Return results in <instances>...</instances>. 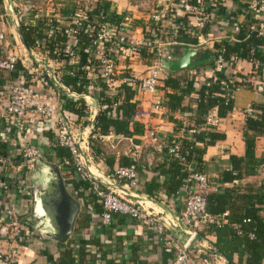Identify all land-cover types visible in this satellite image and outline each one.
<instances>
[{
    "label": "built area",
    "instance_id": "1",
    "mask_svg": "<svg viewBox=\"0 0 264 264\" xmlns=\"http://www.w3.org/2000/svg\"><path fill=\"white\" fill-rule=\"evenodd\" d=\"M83 1V8L75 10V14L70 15H61L60 11H54L53 8L43 14L41 13L40 0H24L17 9L14 7L17 10L14 12L12 3L8 2L7 11L12 16V24L15 28H18L21 23L35 25L37 20L43 17L47 22V29L43 30L44 32L42 30L38 32L32 47L21 44L26 55L31 59L29 64L25 63V59H20L17 53L2 50L1 69L15 71L17 63L20 62L23 70L17 79L10 80L5 88L0 90V115L13 119L17 126L22 128L28 124L26 121L28 113L53 125L54 144L67 148L70 155L69 158H63L61 165L71 167L80 179L87 182L88 191L95 196L102 208L99 214L100 225H108L115 214L125 215L150 230L161 245L173 250L171 264H228L217 255H213L211 260L204 256L201 261L197 260L192 257L190 252L191 239L181 243L168 233V230L177 222L174 218L157 211L136 193L139 181L135 163L118 165L113 168L110 174H105L89 164L91 158L84 151L89 147L90 141H109L116 138L113 132L101 133L94 128L93 122L86 124L83 129H75L74 122L61 106L49 100H41L37 92V85L50 84L52 87L60 89L67 99H83L85 101L83 117L91 118L94 113L93 120L100 110L110 109L112 115H115L116 107L121 102L120 97L113 100L111 104L99 102L98 96L93 94L94 91L99 90L98 84H104L111 96L119 92L120 84H127L133 90L153 97L151 109L167 113L168 108L157 94V87L164 73V69L160 66V59L165 52L164 50L177 44L184 36L192 38L197 44L209 45L213 29L211 25L212 15L206 11L202 5V0H197L195 3L179 0L178 17L184 21L179 20V22L170 23V21L168 22L170 8L176 6V0H135V4L143 8H148L150 4L157 3L159 7L152 12L151 17L160 23L157 27V33L151 34L152 32L148 31L143 38L136 40L133 33L128 34L131 29L134 30L129 15H117V19H114L113 13L105 12L101 8L98 12L95 11L98 0ZM247 7L249 11L257 15L256 21L247 24V31L255 32L264 39V0H251ZM207 25H209L210 30L204 32ZM230 27V38H232V33H237L242 25L238 21H231ZM57 33H61L65 37V47L55 46L51 51L48 39ZM83 34L88 40L86 49L89 53L84 61L79 54L82 49L81 36ZM153 35L157 38H153ZM4 40V33L0 30V41L4 42ZM146 42L150 54L146 64V74L136 75L129 73V71H122L120 75L118 63L122 48H127L128 59H144L141 56L140 46ZM49 52H52V56L49 55ZM223 52L224 49L219 46L214 48L215 67L224 74L232 75L233 62L239 60H236L232 55L226 59ZM249 62L252 65V73L256 74L254 80L251 81L248 74H243L236 80L243 86L250 84V82L253 83L264 97V61L260 62L254 58ZM66 63L74 65V69L88 71L86 72L88 79L86 89L88 92L78 93L62 84L60 75ZM44 68L46 69L44 70ZM123 68L128 69L125 66ZM26 70L28 78L24 73ZM228 82L232 83V79H221V89H225L226 97L232 100L234 88L228 86ZM244 113L246 116L252 115L254 109L247 107ZM143 116V111H136V117ZM219 121L217 109H211L200 129L204 131L206 126L216 125ZM183 133L185 134L184 125L181 127V136H176L169 143L162 141L154 129H148L144 134L145 138L167 148L169 156L177 159L187 169L181 186V191L184 194V206L180 222L189 227L197 218L203 224L225 222L224 217L227 213L210 215L206 211V194L211 191L213 185L209 177L205 173L197 171L182 154L180 138L185 136ZM20 155L21 160L17 166L19 170H30L37 161L42 159L40 149L29 143L23 145ZM145 156L150 162L149 155L146 154ZM6 161L5 158L0 157V190L2 191L8 189L3 178L6 173L4 166ZM115 180L116 184L119 182L121 185H116ZM1 212L0 235L6 239L14 240L23 230L21 216L13 208H4ZM235 228L238 229V225H235ZM195 232V230L192 231L193 236ZM198 251L205 253L202 249H198ZM0 258L6 264L15 262L14 256L10 253L0 254Z\"/></svg>",
    "mask_w": 264,
    "mask_h": 264
},
{
    "label": "crops",
    "instance_id": "2",
    "mask_svg": "<svg viewBox=\"0 0 264 264\" xmlns=\"http://www.w3.org/2000/svg\"><path fill=\"white\" fill-rule=\"evenodd\" d=\"M9 1L12 2L11 0ZM9 1L1 0L0 4V30L3 31L5 36L4 42L0 41V53L2 50L15 52L17 54L23 53L22 57L19 56L20 59H25V63L29 64L31 59L26 55L23 47H21L23 42L19 36L18 29L13 26L11 19L12 16L7 11ZM105 1L110 2L109 10L107 12L115 15L127 14L130 16V22L134 28L133 37L136 40L143 38L144 34L148 31L152 32L151 34L158 32L157 27L160 23L154 21L151 17L152 12L159 7L157 3H152L148 8H143L138 6V4H135V0ZM188 1L190 3L196 2V0ZM250 1L251 0H202V5L205 7L206 11L212 15L211 25L213 29L211 31L210 44H197L192 38L184 36L177 44L167 47L164 50V53H167L168 55H177V53L171 50L184 46H205L206 51L200 55V58L208 57L210 52L213 53V59L210 62L200 64L196 67L181 69L172 73L188 79H191L197 73H201L204 74V82H208L207 78L214 74L216 68L214 63V48L218 47L223 41L233 42L236 40L235 34L233 33L232 38H230L231 21H238L242 26H247V24L256 21L257 15H255L254 12L249 11L247 7ZM169 15L170 18H168V16L167 18L170 23H173L174 21L179 22V20L184 21V19L178 17L179 9L175 7L170 8ZM209 30L210 27L207 25L204 32ZM121 61L122 57L118 63V73L120 75L122 74V71L120 70L123 66L127 67L128 71L131 68L134 69L139 72L137 74H140V71L147 69L146 64L148 62H145L143 59H138V61L136 59H128L127 64H124ZM45 69L46 68H44V70ZM22 70L23 67L21 71ZM21 71L19 73H21ZM252 71L251 63L246 59H240L232 68V75L228 76L233 82L237 81L236 79L243 74H248L252 81L256 77V74L252 73ZM5 72L7 74V72L10 73L11 71L4 70V73ZM86 72L88 71H85V73ZM24 73L26 74V78H28L27 70L24 71ZM166 74L168 73L164 71L163 76ZM61 76L62 71L60 79ZM10 80L8 79L5 81L0 90H3ZM161 84L162 81L160 80L159 85ZM98 86L100 85L98 84ZM233 88L234 98L232 99V110L229 111L226 116L220 117L218 124L206 126L204 129V131H216L222 133L224 137L217 140L213 145H209L205 148L204 154L202 155V162L200 164H197L196 160L188 161L197 171L203 172L209 177L213 185L211 191H219L223 187L222 182L219 180L220 172L231 169L230 155L238 157L244 155L245 108L252 107L254 109L252 115L261 113L264 109V97L253 83L250 82V84L246 86L237 84ZM197 90L198 87L196 85L194 91L190 94V97L185 96L183 102L185 106L193 105L195 99L192 97L195 98V92ZM98 91L99 90L94 91L93 94L98 96ZM118 91V93L122 92L121 84ZM37 92L41 100H49L61 106L68 117L74 122L75 129H83L86 124L94 121V119L92 120L94 113L91 118H88L85 116H78L67 108H64L63 106L67 101V97H65L60 89L54 88L50 84L44 86L37 85ZM86 92L88 91L85 87L83 92L78 93ZM157 94L161 97L163 103L166 104L165 92L158 89ZM132 99L136 102V111L144 112L143 117L135 118L138 123L143 125V131L141 133L133 134L131 137L110 139L113 142L110 146L114 148L111 151H106L107 148L104 146L106 141L93 140L99 148L100 152L98 153L93 148L90 141L89 147L84 151L91 158L89 164L93 168L100 169L105 174H110L113 168L119 165L118 159L121 156H126L131 159V163H135L137 167L139 187L136 189V193L140 197L149 199L148 203L157 211H161L165 215L174 218L177 223L168 230V233L181 243L191 239L190 252L193 255L192 257L201 261L202 253L199 252L198 249H202L204 252L209 250L211 248V243L215 240V236L211 233H204L199 237L197 236V231L204 226L200 220L197 224H192L191 227L180 222L184 206V194L181 191V187L178 190L177 195L171 198H167L161 190L154 192V196L161 200L149 198L144 192L145 184L148 183L152 177L157 175L155 169L159 167V165L165 164L167 159L163 151L165 147L145 138L144 134L148 129H154L160 139L168 143L170 138L181 136L182 125L188 126L192 124L191 118L195 116V113L192 110L175 111L174 113H171L170 111L167 113L155 111L151 109L153 97L136 90H133ZM213 109L215 110L216 108ZM214 112L216 113V111ZM171 114H173V117L171 116L173 119L169 117ZM26 121L28 122L27 126L22 128L17 126L13 119L0 115V157L7 160L4 163L6 173L3 175V178L8 185L7 191L0 190V217H2V209L13 208L21 216L23 224L22 233L15 237L14 240L6 239L0 235V254H12L17 264H54L53 262L59 258L58 244L60 243L43 235L41 232V214L39 213V215H37V209H34L33 207V183L39 182V175H41L42 172L45 173L47 171V165L51 164L55 165L61 171L66 189L77 201L80 202V211L76 217L73 231L68 240L61 244L69 245V243H72L75 248H77V246L82 244L84 240L97 239L100 244V250L97 251L93 264H107V260H112L113 263L122 262L123 264H171L173 256L169 253L170 251L165 250L164 246L157 241L155 235L150 230L125 215L115 214L108 225L102 226L99 223V214H96L88 226L77 229V221L80 214L95 211L94 203L91 201L89 202V198H91V196L95 198V196L88 191V189L84 190L80 196L78 191L82 192V188L75 189L72 184L68 183V180L70 179L77 181L82 179H80L71 167L61 165L65 156L60 158L55 155L53 147L55 145V132L53 125L39 120L31 113L26 115ZM202 124L199 125V130H201L200 128ZM184 135L186 136V134ZM27 143L40 149L42 152V159H40L38 163L35 164L34 168L30 170H19L17 166L21 160V150L23 145ZM255 145V155L260 157L264 152V138L262 136H257ZM146 154L149 155V159H151L150 162L147 161ZM103 155L115 157L111 170L104 169ZM68 171H71L72 175L66 176L65 173ZM5 175H7L8 181L5 180ZM162 179V177H158L157 181H161ZM114 183L116 184V180ZM239 183L240 185L252 183L255 184V186L264 184V163L256 168L253 175L241 179ZM116 185H121V183L118 182ZM89 194L91 196H88ZM95 203H98L96 198ZM261 207L262 214L264 215V205ZM194 230L196 232L193 236L192 231ZM94 249V244H90L87 248L88 251H94ZM102 253L104 255L102 259H100V254ZM87 258H89V256H87ZM212 258L213 257L211 256L208 259L211 260ZM221 260L226 262L223 257H221ZM234 260H236V256H234Z\"/></svg>",
    "mask_w": 264,
    "mask_h": 264
},
{
    "label": "trees",
    "instance_id": "3",
    "mask_svg": "<svg viewBox=\"0 0 264 264\" xmlns=\"http://www.w3.org/2000/svg\"><path fill=\"white\" fill-rule=\"evenodd\" d=\"M109 3L105 0L98 1L95 11L98 12L101 8L107 12L109 10ZM175 5V8L179 9V0L175 1ZM60 14L70 15L75 14V12L73 10L63 9L60 11ZM113 16L114 19H117V15L114 14ZM17 29L23 44L32 47L38 32L41 30L44 32L43 30L47 29V22L45 18L41 17L35 25L21 23ZM247 29V26H242L235 33V41H223L219 44V47L224 49V58L228 59L232 55L236 60L246 59L247 61H252L255 58L260 62L264 61L263 37L258 36L255 32H248ZM131 33H133V29L128 32V34ZM153 38L156 39L157 36L153 35ZM81 39L82 49L79 54L80 58L84 61V58L89 55L86 49L88 40L84 34L81 36ZM48 45L51 51H53L55 46L65 47V37L61 33L53 34L48 39ZM140 49L141 56L144 58L143 60L148 62L150 54L148 52L147 42L143 43ZM121 52V62L127 64V48L123 47ZM49 55L52 56V52H49ZM1 58L2 54L0 53ZM235 63L236 61L233 62L232 68ZM74 67V65L68 63L64 65L61 81L64 85L70 87L71 90L83 92L88 81L86 73L84 70H77ZM21 69L22 67L19 62L16 65V70L10 73L7 72L6 74L4 70L0 69V89L8 79H17ZM203 78L204 74L201 73H197L191 79L184 78L175 73L166 74L164 76L162 75L160 78L162 84L157 87L159 90L165 92V105L171 113L183 110L194 111L195 116L191 118L192 120L190 119L192 124L184 126L186 136L180 139V145L182 154H184L186 160H196L197 164L202 162V155L204 154L205 148L224 137L222 133L216 131L199 130V125L205 121L209 110L216 108L218 116L224 117L233 107V101L226 97V90L221 89V79H229L227 74L215 68L214 74L207 78L208 82L205 83ZM237 84L243 85L238 81L227 83L230 87H235ZM99 85V102L111 104L113 100L119 97L121 98V102L116 107L115 115H112L110 109L98 111L93 121L94 128L104 134L113 132L116 138L131 137L133 134L141 133L143 131V125L135 120L136 102L132 99V88L127 84H122V92L115 93L111 96L104 84L99 83ZM196 85L198 90L195 92V98L192 97L195 99L193 105L185 106L183 103L185 96L190 97ZM63 107L78 116L85 114L83 99H67ZM171 116L173 117V114L169 116L173 119ZM257 136L264 138V109L261 113L246 116L244 126V155L242 157L230 155L231 169L220 172L219 180L222 182L223 187L219 191H211L206 194V211L208 214H227L224 217L225 222L219 224L213 222L204 223L203 228L197 231L198 237L204 233H211L215 236V240L211 243V248L206 250L205 253H202V257L209 258L217 255L223 257L228 264H264V215L262 214L261 207L264 205V184L255 186L252 183H246L245 185H240L239 183L241 179L253 175L256 168L264 163V152L260 157L255 155ZM172 139L170 138L168 143ZM91 144L99 153V148L93 140ZM53 147L57 157H70L67 148L56 144ZM163 151L167 157L166 163L159 165L155 169L157 175L152 177L145 184L144 188V192L149 198H155L157 200L161 199L154 196L153 193L160 190L164 192L167 198L176 196L187 173L184 165L179 163L177 159L169 156L167 148H164ZM102 157L105 166L104 169L111 170L115 157L109 155H103ZM118 164L129 165L131 164V159L126 156H121L118 159ZM65 175H72L71 171L66 172ZM158 177H162L163 179L157 181ZM5 180H7V175H5ZM68 183L72 184L75 189L82 188V192L78 191L80 196L88 187L87 182L84 180L77 181L70 179ZM88 196L91 195L89 194ZM90 201L94 203L95 211L80 214L77 221V229L88 226L92 218L102 211L101 205L95 203L93 196L89 198ZM197 222H199L198 218L193 221V224H197ZM235 225H238V229L235 228ZM90 244H94V251L87 250ZM58 247L59 258L53 262L54 264H93L95 255L100 250V244L97 239L84 240L77 248L72 243H69V245L60 243ZM164 248L170 251L169 253L173 256L171 249ZM100 255V259H102L104 254L102 253ZM234 256H236V260H234ZM106 262L107 264H123L122 262L113 263L112 260H107ZM0 264H6L2 258H0ZM12 264L17 263L14 262Z\"/></svg>",
    "mask_w": 264,
    "mask_h": 264
},
{
    "label": "water",
    "instance_id": "4",
    "mask_svg": "<svg viewBox=\"0 0 264 264\" xmlns=\"http://www.w3.org/2000/svg\"><path fill=\"white\" fill-rule=\"evenodd\" d=\"M171 51L177 55L164 53L160 59V66L168 74L181 69L193 68L213 59V53L210 52L208 57L200 58V55L206 51L205 46H184ZM47 171L39 175V182L33 183V207L37 209V215L41 214L42 221L44 217H47L46 221L50 222L52 216L56 223L55 227L52 224L53 231H44L45 226L42 222L41 232L43 235L59 243H64L73 231L76 217L80 211V202L68 192L61 171L55 165H47ZM141 199L149 201L143 197ZM48 206L53 209V214L47 212Z\"/></svg>",
    "mask_w": 264,
    "mask_h": 264
},
{
    "label": "rangeland",
    "instance_id": "5",
    "mask_svg": "<svg viewBox=\"0 0 264 264\" xmlns=\"http://www.w3.org/2000/svg\"><path fill=\"white\" fill-rule=\"evenodd\" d=\"M1 1V0H0ZM12 2V6H13V9H14V12H16L17 8L15 9L14 7H19L20 4L24 1V0H11ZM40 3H41V13L45 14L47 13V11H50V9H54V11H61L63 9H67V10H77L79 8H83L84 6V1L83 0H40ZM16 10V11H15ZM23 54V53H22ZM22 54L21 53H18V55L20 57H22ZM44 55V54H43ZM46 56V55H45ZM137 61H138V58H135ZM134 61V60H133ZM120 71H128L126 70L125 68H121ZM146 71L147 69H144L143 71H140V74H137L139 72L135 71L134 69H130L129 70V73L131 74H136V75H145L146 74ZM113 144V142L111 140L109 141H106V143H104V146L107 148L106 151H111L112 148L110 145ZM37 164V163H36ZM48 172V171H47ZM48 209L47 212H51L53 214V209H50L49 206L47 207ZM43 215L44 212H43ZM47 217H44L43 218V223H44V231H53V227H52V224L54 225V227L56 226V223H54V220H53V217L51 216V221H46Z\"/></svg>",
    "mask_w": 264,
    "mask_h": 264
}]
</instances>
